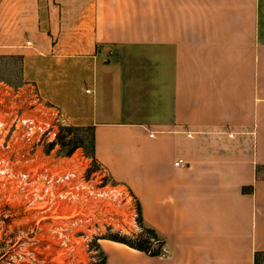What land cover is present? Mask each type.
Wrapping results in <instances>:
<instances>
[{
    "label": "crops",
    "instance_id": "1",
    "mask_svg": "<svg viewBox=\"0 0 264 264\" xmlns=\"http://www.w3.org/2000/svg\"><path fill=\"white\" fill-rule=\"evenodd\" d=\"M0 52L91 129L166 251L106 238L104 264L264 255V0H0Z\"/></svg>",
    "mask_w": 264,
    "mask_h": 264
},
{
    "label": "built area",
    "instance_id": "2",
    "mask_svg": "<svg viewBox=\"0 0 264 264\" xmlns=\"http://www.w3.org/2000/svg\"><path fill=\"white\" fill-rule=\"evenodd\" d=\"M68 126L35 83L0 80V205L49 217L60 248L81 241L96 253L104 235L138 227V209L129 188L80 147L60 153Z\"/></svg>",
    "mask_w": 264,
    "mask_h": 264
},
{
    "label": "rangeland",
    "instance_id": "3",
    "mask_svg": "<svg viewBox=\"0 0 264 264\" xmlns=\"http://www.w3.org/2000/svg\"><path fill=\"white\" fill-rule=\"evenodd\" d=\"M0 80L10 85H19L26 81L23 78L20 55L0 52ZM64 136L60 153H67L72 142L76 141L82 146L80 147L82 151L89 155L91 147L89 129H75L71 134H67L66 131ZM7 204L0 205V264H98L100 259L97 254L100 253L104 257L100 246L96 253L90 252L81 241L74 251L60 248L53 236L54 222L49 217H41L39 214L35 215ZM137 218L138 227H131L123 233H109L104 237L130 241L142 239L147 241L146 246L150 250L157 248L159 243L144 232L145 227L139 221V214ZM161 248L164 249L162 243ZM258 264H264V255L260 257Z\"/></svg>",
    "mask_w": 264,
    "mask_h": 264
},
{
    "label": "trees",
    "instance_id": "4",
    "mask_svg": "<svg viewBox=\"0 0 264 264\" xmlns=\"http://www.w3.org/2000/svg\"><path fill=\"white\" fill-rule=\"evenodd\" d=\"M85 127H75V126H70V127H67L66 128V131H67V134H71L73 133V130L75 129H83ZM85 129H89L91 131L90 128H85ZM62 145H63V140H62ZM77 147H82L80 144H77L76 141L72 142V145L71 147L69 148V150L67 151V153H71L75 148ZM89 155L94 159V138H93V133L91 131V147H90V153ZM139 221H140V218H139ZM141 222V221H140ZM144 232L147 233L152 240L154 241H157L159 243V246L153 250H150V248H148L146 246V243L147 241L146 240H142V239H137L136 241H130V240H125V239H121V238H112V240H115V241H119V242H122L134 249H137V250H141V251H144L145 253L147 254H150V255H159L160 254V251H161V243L163 244V242L158 238L157 234L155 233V231L153 229H150V228H144ZM262 254L258 253L256 254L255 256V264H258L259 263V258Z\"/></svg>",
    "mask_w": 264,
    "mask_h": 264
},
{
    "label": "water",
    "instance_id": "5",
    "mask_svg": "<svg viewBox=\"0 0 264 264\" xmlns=\"http://www.w3.org/2000/svg\"><path fill=\"white\" fill-rule=\"evenodd\" d=\"M166 251L164 249H161L160 254H165Z\"/></svg>",
    "mask_w": 264,
    "mask_h": 264
}]
</instances>
